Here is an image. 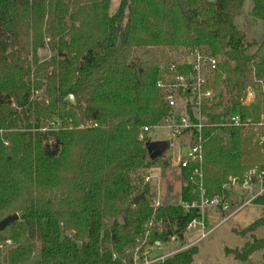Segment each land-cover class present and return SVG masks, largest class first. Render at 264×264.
Here are the masks:
<instances>
[{"label":"trees","instance_id":"1","mask_svg":"<svg viewBox=\"0 0 264 264\" xmlns=\"http://www.w3.org/2000/svg\"><path fill=\"white\" fill-rule=\"evenodd\" d=\"M251 14L264 20V0H251ZM242 0H120L110 14L109 0H0V219L21 210V219L9 229L17 244L1 256L0 264H24L31 256L33 239L40 242L39 264H124L127 249L143 238L151 217L166 230L153 231L148 242L166 240L197 216L196 208L181 203L153 207L147 186L136 190L131 174L149 162L145 144L138 140L141 126H156L169 114L155 85L160 66L132 54L147 46L206 47L222 55L213 76L228 94L204 104L202 112L215 126L204 129L203 185L206 195L228 194V176H241L256 165L264 169V147L247 150L252 134L241 127L222 126L230 115L258 123L264 96L243 104L249 84H264V38L253 53L236 28L234 17ZM47 39V41H45ZM47 46L53 53L39 61L36 53ZM31 54L35 72L44 81L30 83ZM135 59L136 62L129 61ZM51 69L48 71V68ZM253 74V79L247 77ZM44 86L45 99L30 104L32 88ZM258 92V91H257ZM72 94L75 104L64 97ZM70 102V101H69ZM14 103V107H11ZM57 114V130L35 134L17 130V109ZM71 107L67 109V106ZM26 106V107H25ZM81 121L91 125L78 128ZM51 139V141H49ZM251 148V147H250ZM190 172L181 170V201L197 199ZM142 194L136 203L135 195ZM264 205V197L255 200ZM264 226V212L244 227ZM174 227V229H172ZM67 231H72L69 235ZM6 238L0 231V241ZM264 251V239L252 236L225 254L250 262ZM195 245L178 250L152 264H194ZM264 257V252L262 253Z\"/></svg>","mask_w":264,"mask_h":264},{"label":"rangeland","instance_id":"2","mask_svg":"<svg viewBox=\"0 0 264 264\" xmlns=\"http://www.w3.org/2000/svg\"><path fill=\"white\" fill-rule=\"evenodd\" d=\"M120 0H109V12L110 14L114 13L117 10ZM242 7L240 12L234 17V24L237 29L243 32L245 42L249 43L248 53H253L258 44L264 38V20L255 18L251 14L252 1L251 0H242ZM4 36V35H3ZM2 37V36H1ZM0 37V38H1ZM47 41V39H45ZM207 49L206 47H202ZM187 48L180 45L167 46V45H158V46H147L140 48L137 53L132 54V58L137 55L143 61H154L158 63V66H163L168 62L175 60L180 57ZM52 52L47 46L39 48L37 50V57L39 61L48 60ZM24 60L30 63L31 73H30V83L31 85L34 82H43L44 81V71L40 70L35 72L33 65L31 64L32 58L31 54L21 53ZM220 61L224 60L222 55L218 56ZM51 67L48 68V71ZM253 75V74H252ZM213 85V100H220V110L225 106V101L228 98L226 89L222 83ZM248 91L251 92L250 96L247 95ZM258 91V92H257ZM256 93H259L260 96H264V84L262 81L256 82L254 84H249L245 91L243 92V98L241 99L243 104H250L253 101L256 102ZM66 97V96H65ZM64 101L68 104H71L68 98ZM44 95V86L41 88H32L29 95L30 104L35 102H41L45 99ZM75 100V98H74ZM14 103H11V107H14ZM26 107V106H25ZM71 106L68 105L67 109ZM181 107H178L174 110V117L177 114L181 113ZM17 116L21 120V124L17 130L24 131L26 133L35 134L38 132H47L51 130H57L61 125H72V120L68 119L66 122L61 121L58 115L55 113H45L36 111L35 105L31 106L30 111L24 112L20 108L17 109ZM249 120V119H248ZM247 126L241 127L244 129V135L251 132L254 135L250 141V145L247 147V150L255 149L260 147L255 143L256 133L264 134V111L260 114L259 122L252 123L249 120ZM91 125L90 121H81L78 128H85ZM149 131L147 133V138L151 142H165L167 143L165 149L153 158H149V162L143 168L138 169L131 174L132 182L136 187V190H142L144 186H147V193L145 195L146 199L153 205L157 206H166V205H177L181 202V188L184 184L182 178L177 179L176 176L180 174L179 169L177 168L178 155L174 151L178 149V144L175 139H172L170 136V130L164 126V120L160 121L156 126H148ZM12 130V129H11ZM11 130H0V136L2 144L6 147H11L12 142L5 138V135ZM51 141V139L49 140ZM180 141H182L180 139ZM179 141V142H180ZM172 142V143H171ZM251 147V148H250ZM260 152H262V147H260ZM253 167H256L254 165ZM232 176V175H230ZM149 177L148 180L146 178ZM229 177V176H228ZM228 182V178H227ZM225 182L223 187L227 191L231 192L233 195H238L241 199L244 198V194H238L237 190L239 187L228 185ZM160 193V198L157 199L158 194ZM136 196V195H135ZM14 213H17L18 220L21 218V210H14ZM12 212V213H13ZM264 212V205L252 204L247 205L237 209L236 205H232L230 211L225 215V218L221 221V218L218 214L213 211H207L205 213L206 218V229L204 230L205 236L199 238L200 231L196 226L195 228L186 227L179 233L170 235L166 240L155 239L152 242H148L146 247L150 249V257H159V256H169L178 250L184 249L189 245H195L197 252L194 255V264H264V257L262 249L253 252L250 255V262L239 260L233 258L230 254H225V248H239L246 241H251L252 236L255 238L264 239V226H259L253 231H244V227L255 220L257 217L261 216ZM209 216V217H208ZM5 217V216H4ZM151 221V224H150ZM145 225L146 228H151V233L156 231L161 233L166 230V226L159 219L151 217ZM174 229V227H172ZM6 238L3 241H0V252L1 256H5L9 249H12L16 246L17 242L8 238L9 235L14 234L10 231L9 227H6L1 231ZM69 235L72 234V231H67ZM157 242H159L157 244ZM138 243L125 251V254L134 253L138 247ZM151 247V248H150ZM143 250V247L140 251ZM40 261V242L37 239H33V248L30 258L24 264H39ZM124 263V262H123ZM68 264H76L72 259L68 260Z\"/></svg>","mask_w":264,"mask_h":264},{"label":"built area","instance_id":"3","mask_svg":"<svg viewBox=\"0 0 264 264\" xmlns=\"http://www.w3.org/2000/svg\"><path fill=\"white\" fill-rule=\"evenodd\" d=\"M219 62V57L207 49L187 48L180 57L160 66V75L155 82L162 93L163 101L170 108L164 119V126L169 128L170 136L177 141L178 149L175 151L178 155V166L180 170L186 169L190 172V181L197 187V199L180 203L185 210L197 209V216L187 224L186 229L198 226L199 238L205 236L207 211L218 214L222 221L232 205H236L238 209L256 204L258 197H264V169L257 166L249 168L241 176L228 177V185L239 187V194H244V198L241 199L229 191L225 195H206L202 170L203 145L206 140L204 129L215 124L206 120L202 107L213 101V76L218 70ZM250 94L248 91L247 95ZM178 107L182 108L181 113L174 117L173 112ZM248 124L249 120L243 122L238 114H233L220 125L244 127ZM148 131V126H141L138 133V140L144 144L149 141ZM254 140L258 146L264 147V134L256 133ZM150 234L151 228H146L143 238L138 240V247L131 253L130 262L123 261L124 264H152L165 258L149 256L150 249L146 246L149 245L147 243ZM142 247L143 250L140 251Z\"/></svg>","mask_w":264,"mask_h":264},{"label":"water","instance_id":"4","mask_svg":"<svg viewBox=\"0 0 264 264\" xmlns=\"http://www.w3.org/2000/svg\"><path fill=\"white\" fill-rule=\"evenodd\" d=\"M213 1V0H210ZM4 31L2 28H0V37L2 35H4ZM131 62H136L135 59H131L129 61V63ZM247 79L252 80L253 79V75L250 74ZM68 98V100L70 101V103L75 104V100L72 94H68L65 99ZM167 143L165 142H151L148 141L145 143V148L146 151L149 155L150 158H153L155 156H157L158 154H160L166 147ZM142 196V194H138L136 196L133 197V203H136L138 201V199ZM18 220V215L17 213H10L8 215H6L5 217H3L2 219H0V231H3L6 227H9L14 221Z\"/></svg>","mask_w":264,"mask_h":264},{"label":"crops","instance_id":"5","mask_svg":"<svg viewBox=\"0 0 264 264\" xmlns=\"http://www.w3.org/2000/svg\"><path fill=\"white\" fill-rule=\"evenodd\" d=\"M176 151H174V153H175ZM176 166H177V168L179 169V171H180V174H178L177 176H176V178L177 179H180L181 178V170H180V168H179V166H178V163L176 164ZM148 179H149V177H148ZM237 192H238V194H239V191L237 190ZM158 194V196H157V199H159L160 198V193L158 192L157 193ZM209 217V216H208ZM159 242H157V244H158Z\"/></svg>","mask_w":264,"mask_h":264}]
</instances>
